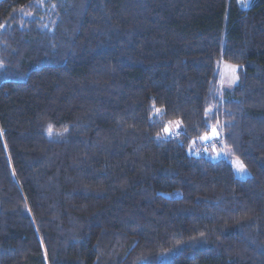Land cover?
Segmentation results:
<instances>
[{
	"label": "trees",
	"instance_id": "16d2710c",
	"mask_svg": "<svg viewBox=\"0 0 264 264\" xmlns=\"http://www.w3.org/2000/svg\"><path fill=\"white\" fill-rule=\"evenodd\" d=\"M0 264H264V0H0Z\"/></svg>",
	"mask_w": 264,
	"mask_h": 264
},
{
	"label": "rangeland",
	"instance_id": "374dc122",
	"mask_svg": "<svg viewBox=\"0 0 264 264\" xmlns=\"http://www.w3.org/2000/svg\"><path fill=\"white\" fill-rule=\"evenodd\" d=\"M239 3L243 7H247L249 5V0H239ZM235 66L236 72L234 74L235 78L233 79V74L229 72L228 66ZM220 77H219V90L222 93L223 90L231 89L239 82V75H238V66L233 65L231 63L220 61L218 63ZM177 122H171L167 127H169L172 132L176 131ZM216 128L219 135L209 140H201L200 137L211 133V129ZM165 133V132H164ZM167 135V134H165ZM203 135L193 138L188 146V152L196 155V156H204L211 160H217L220 158H224L229 160L231 163L234 173L238 178H246L250 175L248 168L245 166V170L240 172L235 167V162L239 161L242 162L240 159L232 156L230 153L229 148H227L223 142L222 138V130L220 125L216 124L210 127L209 131L204 133ZM243 163V162H242Z\"/></svg>",
	"mask_w": 264,
	"mask_h": 264
},
{
	"label": "snow or ice",
	"instance_id": "6c2138e0",
	"mask_svg": "<svg viewBox=\"0 0 264 264\" xmlns=\"http://www.w3.org/2000/svg\"><path fill=\"white\" fill-rule=\"evenodd\" d=\"M228 70L230 73L233 74V79L235 78L234 74L236 72V68L235 66H228ZM160 110H157V112L159 113ZM176 127H179V124L177 123ZM164 132L167 135H172V130L169 127H165L164 128ZM49 134L51 135V130L49 131ZM219 135V133L217 132L216 128H212L211 129V133L209 134H205L203 136L200 137L201 140H209L212 139L214 137H217ZM235 167L237 168L238 171L243 172L245 170V166L243 165L242 162L236 161L235 162Z\"/></svg>",
	"mask_w": 264,
	"mask_h": 264
},
{
	"label": "crops",
	"instance_id": "0c3cea01",
	"mask_svg": "<svg viewBox=\"0 0 264 264\" xmlns=\"http://www.w3.org/2000/svg\"><path fill=\"white\" fill-rule=\"evenodd\" d=\"M251 0H249V3H250Z\"/></svg>",
	"mask_w": 264,
	"mask_h": 264
}]
</instances>
